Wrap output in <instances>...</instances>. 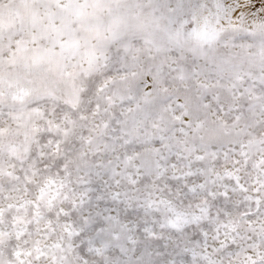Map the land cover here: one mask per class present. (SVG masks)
I'll list each match as a JSON object with an SVG mask.
<instances>
[{
    "label": "snow or ice",
    "instance_id": "6c2138e0",
    "mask_svg": "<svg viewBox=\"0 0 264 264\" xmlns=\"http://www.w3.org/2000/svg\"><path fill=\"white\" fill-rule=\"evenodd\" d=\"M0 264H264V0H0Z\"/></svg>",
    "mask_w": 264,
    "mask_h": 264
}]
</instances>
